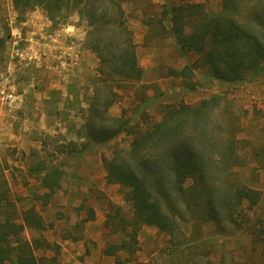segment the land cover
Wrapping results in <instances>:
<instances>
[{
  "label": "trees",
  "instance_id": "trees-1",
  "mask_svg": "<svg viewBox=\"0 0 264 264\" xmlns=\"http://www.w3.org/2000/svg\"><path fill=\"white\" fill-rule=\"evenodd\" d=\"M11 3L21 14L40 8L53 23L65 24L73 15L84 22V44L99 63L91 78L93 95L83 124L89 141L83 148L105 144L121 133L131 135L121 156L102 157L106 180L126 189L125 199L131 207L129 219L118 208L107 213L106 227L111 232L118 229L124 237L105 246L103 253L114 255V264H123L117 251L133 252L138 229L149 225L169 237V257L163 264H212L215 240L202 235V225L211 222L216 235L231 236L241 230L254 252L255 243L260 242L259 260L253 264H264V225H250L246 212L260 204L261 191L235 176L236 139L219 141L216 136L220 127L214 124L212 110L220 95L212 94L195 105H167L159 121L144 120L133 127L130 118L108 114L120 96L117 89L139 81L143 73L133 30L127 24L125 0ZM221 3L219 12L207 14L202 3L167 2L160 25L181 51L199 54L212 77L238 82L264 68V0ZM63 144L67 154H73L78 145L75 141ZM5 168L6 161L0 159V264H43L36 250L49 247V242L40 234L23 237L17 224V219L24 224L31 220L41 223V215L34 206L16 207ZM30 173H40L39 186L46 196L59 186V170L54 164L30 169ZM87 218H93L92 211ZM247 245L242 246L243 261L235 260L232 250L223 249L219 264H251L254 253Z\"/></svg>",
  "mask_w": 264,
  "mask_h": 264
},
{
  "label": "rangeland",
  "instance_id": "rangeland-1",
  "mask_svg": "<svg viewBox=\"0 0 264 264\" xmlns=\"http://www.w3.org/2000/svg\"><path fill=\"white\" fill-rule=\"evenodd\" d=\"M167 2L202 3L207 14H215L222 7L221 0H125L127 24L133 30L143 73L139 81L117 89L120 96L108 108V114L130 118L134 127L144 120L159 121L167 105H195L212 94L220 95L218 106L212 110L214 124L220 127L216 136L219 141L236 139L235 176L261 191L260 204L246 210L250 225L259 228L264 225V68L238 82L212 77L199 54L181 51L162 29L160 19ZM29 13L46 17L40 8L21 14L11 0H0V82L8 78L4 94L23 93L25 99L23 107L6 113L4 121L0 120V133H14L20 144L30 142L20 147L0 139V159L7 163L5 173L16 207L34 206L41 215V223L31 220L24 224L17 219L20 233L27 239L40 234L49 242V247L36 250L43 257V264H114L115 256L104 254L103 249L110 243H119L124 235L106 227V215L118 208L129 219L131 207L125 199L126 189L106 180L102 157L121 156L129 147L131 135L121 133L105 144L83 148L89 141L83 124L93 95L91 78L97 67L86 76L88 84L80 87L71 83L65 97L56 90L47 92V78L37 68L16 66L13 72L8 71L10 28L22 26ZM66 24H74L85 36L84 22L77 15L65 24L50 21V27ZM185 31H190V27ZM39 122L45 128L35 129ZM68 141L78 143L73 154L62 149ZM48 164L58 167L60 177L59 186L46 196V190L39 186L40 173L32 174L30 169ZM186 184H191V179ZM91 211L93 218H87ZM213 228L211 222L202 225V235L215 240L212 264H219L223 249L232 250L235 260L243 261L242 246L248 244L247 235L241 230L231 236L216 235ZM168 238L156 227L142 225L137 231L135 250H118L116 257L123 264H163L169 257ZM255 245V252L247 245L248 251L254 253L251 264L259 260L261 243Z\"/></svg>",
  "mask_w": 264,
  "mask_h": 264
},
{
  "label": "crops",
  "instance_id": "crops-1",
  "mask_svg": "<svg viewBox=\"0 0 264 264\" xmlns=\"http://www.w3.org/2000/svg\"><path fill=\"white\" fill-rule=\"evenodd\" d=\"M22 26H24L22 48L27 59H10L11 43L8 40V71L14 70L16 66L24 69L37 68L47 78V82H45L47 92L56 90L62 97L68 95L67 89L71 83L76 82L80 87L88 84L86 76L95 71L99 60L85 46L83 31H80L74 24L50 27V21L40 13H29L23 20ZM7 80L8 78H3L0 82L1 121L6 118V113H13V111L23 107L25 103L24 94L16 92L12 102L5 101L4 87ZM77 122L80 124L82 121ZM42 128H45V126L41 122L37 123L35 129L41 130ZM5 129L8 130V126ZM0 139L15 142L20 147L30 143L28 140H22L21 144L18 143V137L8 131L0 133Z\"/></svg>",
  "mask_w": 264,
  "mask_h": 264
},
{
  "label": "built area",
  "instance_id": "built-area-1",
  "mask_svg": "<svg viewBox=\"0 0 264 264\" xmlns=\"http://www.w3.org/2000/svg\"><path fill=\"white\" fill-rule=\"evenodd\" d=\"M8 40L11 43L10 48V59L12 60H26L27 56L23 53L22 43L24 41V30L22 26H15L10 28V33ZM5 101L8 103L12 102L14 99L13 93H6L4 96Z\"/></svg>",
  "mask_w": 264,
  "mask_h": 264
}]
</instances>
